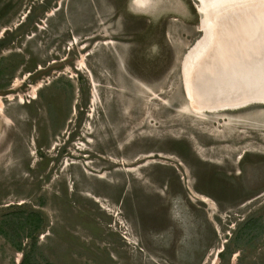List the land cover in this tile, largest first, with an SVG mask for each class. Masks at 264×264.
I'll return each instance as SVG.
<instances>
[{"label": "rangeland", "instance_id": "1", "mask_svg": "<svg viewBox=\"0 0 264 264\" xmlns=\"http://www.w3.org/2000/svg\"><path fill=\"white\" fill-rule=\"evenodd\" d=\"M133 2L0 0V264H264V103L192 111L198 2Z\"/></svg>", "mask_w": 264, "mask_h": 264}, {"label": "bare ground", "instance_id": "2", "mask_svg": "<svg viewBox=\"0 0 264 264\" xmlns=\"http://www.w3.org/2000/svg\"><path fill=\"white\" fill-rule=\"evenodd\" d=\"M197 2V11L202 16L199 30L203 36L187 51L181 63L187 106L204 114L264 103V0ZM133 3L144 8L151 4V0H134ZM228 14L234 24L225 27ZM218 22L221 28L217 29V34L220 40L226 41H214ZM217 48L220 52L215 55ZM221 54L232 55L227 83L219 76L222 70L217 65L223 64L224 60ZM216 66L217 72L214 70ZM206 69L207 73L218 76L206 80V76H202Z\"/></svg>", "mask_w": 264, "mask_h": 264}, {"label": "trees", "instance_id": "3", "mask_svg": "<svg viewBox=\"0 0 264 264\" xmlns=\"http://www.w3.org/2000/svg\"><path fill=\"white\" fill-rule=\"evenodd\" d=\"M19 218H20V216H19ZM32 219H33V216L30 215V214H28L27 216L23 217V218L20 220V222H19V223H20V227H23V229H24L25 227H27V226H28V228H31V222H32ZM0 233H3L6 237H8V234L6 233V231L1 230V228H0ZM12 241H13V240H10V242L14 245V247H15L17 250H20V249H21V248H20V244H19V243L14 244ZM21 250H22V249H21ZM23 260H25V255H23L22 262H23Z\"/></svg>", "mask_w": 264, "mask_h": 264}, {"label": "water", "instance_id": "4", "mask_svg": "<svg viewBox=\"0 0 264 264\" xmlns=\"http://www.w3.org/2000/svg\"><path fill=\"white\" fill-rule=\"evenodd\" d=\"M219 27H220V24H219V22H218L216 28L218 29ZM216 32H217V31H216ZM210 48H212V47H210Z\"/></svg>", "mask_w": 264, "mask_h": 264}, {"label": "flooded vegetation", "instance_id": "5", "mask_svg": "<svg viewBox=\"0 0 264 264\" xmlns=\"http://www.w3.org/2000/svg\"><path fill=\"white\" fill-rule=\"evenodd\" d=\"M196 2L198 1V0H195ZM196 8H197V6H196Z\"/></svg>", "mask_w": 264, "mask_h": 264}]
</instances>
